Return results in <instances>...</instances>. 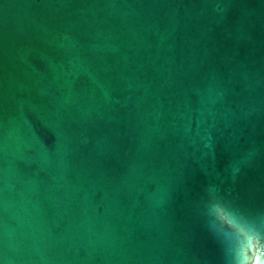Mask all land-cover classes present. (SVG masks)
Here are the masks:
<instances>
[{
	"label": "water",
	"instance_id": "95a60500",
	"mask_svg": "<svg viewBox=\"0 0 264 264\" xmlns=\"http://www.w3.org/2000/svg\"><path fill=\"white\" fill-rule=\"evenodd\" d=\"M0 264H264V0H0Z\"/></svg>",
	"mask_w": 264,
	"mask_h": 264
},
{
	"label": "snow or ice",
	"instance_id": "6c2138e0",
	"mask_svg": "<svg viewBox=\"0 0 264 264\" xmlns=\"http://www.w3.org/2000/svg\"><path fill=\"white\" fill-rule=\"evenodd\" d=\"M217 211L222 215V217H223L224 219H228V217H227V216H224V214L221 212L220 209H217Z\"/></svg>",
	"mask_w": 264,
	"mask_h": 264
}]
</instances>
